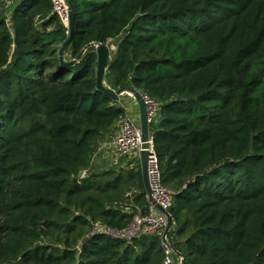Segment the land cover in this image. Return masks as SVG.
I'll return each mask as SVG.
<instances>
[{"label":"trees","instance_id":"trees-1","mask_svg":"<svg viewBox=\"0 0 264 264\" xmlns=\"http://www.w3.org/2000/svg\"><path fill=\"white\" fill-rule=\"evenodd\" d=\"M69 2L62 62L69 34L52 1L0 0V264H164L158 236L78 230L87 215L123 230L148 211L140 164L125 176L134 211L92 194L127 180L90 167L125 110L96 87L94 46L67 64L89 43L110 48L107 87L159 103L149 131L172 195L173 264H264V0ZM61 227L78 247L53 238Z\"/></svg>","mask_w":264,"mask_h":264},{"label":"built area","instance_id":"built-area-1","mask_svg":"<svg viewBox=\"0 0 264 264\" xmlns=\"http://www.w3.org/2000/svg\"><path fill=\"white\" fill-rule=\"evenodd\" d=\"M51 1L53 4V10L59 15L64 26L68 28L67 10L63 0ZM142 97L146 105L148 120L151 121L156 117L159 103L146 95L142 94ZM115 104L124 108V115L119 119L114 135H112L110 140L101 143L99 149L107 150V152L111 153L115 158H122L129 155L139 156L141 146L139 116H131L129 114V108L121 96L117 97ZM148 176L153 200L163 210L169 211V208L172 205V195L171 192L161 184L159 167L154 151L149 158ZM147 203L148 211L141 213L140 210H137V212L133 214V219L126 229L114 230L99 222L93 225L91 233L102 232L108 234L112 238L123 239L126 241H131L133 238L140 236H158L164 252L163 263L173 264V259L171 257L173 249L169 242L168 235H164L167 217L163 213H160L148 200ZM180 260L181 257H179L178 264L180 263Z\"/></svg>","mask_w":264,"mask_h":264},{"label":"water","instance_id":"water-1","mask_svg":"<svg viewBox=\"0 0 264 264\" xmlns=\"http://www.w3.org/2000/svg\"><path fill=\"white\" fill-rule=\"evenodd\" d=\"M8 4L12 3L13 0H6ZM63 3L67 10L68 16V38L63 42L60 50L59 57L62 62L64 53L67 50L74 32V14L69 0H63ZM91 46L95 47V52L97 54V64H96V87L104 94L117 98L124 93L130 94L135 100L138 108V116H139V127L141 130V146L139 151V162H140V170L142 183L144 186V192L146 194L147 200L154 205V207L160 212L163 213L167 217V224L164 229V235L169 233L172 223V216L169 211L163 210L159 205L155 203L152 197V191L149 185V176H148V166H149V158L153 154V139L150 135L149 131V120L145 102L143 100L142 94L139 90L134 88L131 85H123L118 89H112L107 87L104 84L103 78L106 72L107 65L110 62V48L107 44L103 43H89L83 47V49L76 55L74 59L67 62L68 65H73L77 62V60L81 57L84 51ZM83 172H79V177Z\"/></svg>","mask_w":264,"mask_h":264},{"label":"rangeland","instance_id":"rangeland-1","mask_svg":"<svg viewBox=\"0 0 264 264\" xmlns=\"http://www.w3.org/2000/svg\"><path fill=\"white\" fill-rule=\"evenodd\" d=\"M17 1V0H15ZM116 41H110L109 44L112 46V48H114ZM121 98L126 102L127 106H128V112L131 116L133 115H138V108H137V104L136 102L133 100V97L130 94L124 93L123 95H121ZM119 122H117L118 125ZM97 148V147H96ZM102 150L99 149V146L97 149H95L91 155V160H90V167L91 169L94 168H98L95 167L93 158L96 157L99 153H101ZM138 157L139 160V156L138 155H129L126 157H122V158H115L113 159L109 164V165H101L102 167L100 168L102 171L103 170H110L111 173H109V178H111L114 175H120L122 177L127 176L128 172L130 170H136V168H138V165L140 164V162L136 161V158ZM107 159L105 160V164ZM82 174L80 177H84L85 176V171L82 170ZM116 175V176H117ZM127 180V184L123 187V189L118 190V191H112V190H104V192L101 193H95L92 192V194H94L95 196H100L102 197L103 200V205L105 206H111L114 208H119L123 211L126 212H132L134 211L137 207L141 206V202L139 200L136 199V195L139 192V188L137 186V183L135 181V179H131L128 177H125ZM167 188V187H166ZM168 189V188H167ZM129 192L131 193H136V195H129ZM89 203L85 204V207L88 205ZM78 205V204H76ZM83 210H81L78 206H72L71 207V216L73 214H82ZM87 220L89 221V224L86 227H82L80 225H78V230H84L87 231V233H85V235L89 234L90 232H92V228L93 225L95 223H99L101 222L100 219L98 218H92L90 215H87ZM172 227V226H171ZM53 238H60L61 240L64 238L67 239H71L74 240V245L76 247H78L80 245V237L76 235V233H69L66 232V230H64V228H59L57 230H54L52 232ZM54 239L52 238H47V237H43L41 239L38 240V242L41 243H47V242H53ZM58 244V243H57ZM59 245V244H58Z\"/></svg>","mask_w":264,"mask_h":264},{"label":"crops","instance_id":"crops-1","mask_svg":"<svg viewBox=\"0 0 264 264\" xmlns=\"http://www.w3.org/2000/svg\"><path fill=\"white\" fill-rule=\"evenodd\" d=\"M114 133H113V135H114ZM106 159H107L106 163H108V164H105ZM113 159H115V157L111 153L107 152V150L104 149V150H102L101 153H99L96 157L93 158V161H95L94 162L95 167L101 168L102 167L101 165H103V164H104L103 166L111 164L110 162Z\"/></svg>","mask_w":264,"mask_h":264}]
</instances>
